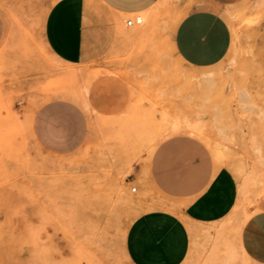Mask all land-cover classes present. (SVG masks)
Masks as SVG:
<instances>
[{
  "label": "rangeland",
  "instance_id": "obj_1",
  "mask_svg": "<svg viewBox=\"0 0 264 264\" xmlns=\"http://www.w3.org/2000/svg\"><path fill=\"white\" fill-rule=\"evenodd\" d=\"M56 1L0 0V264H139L129 234L160 208L189 235L174 264H264L243 245L246 221L264 213V0L216 6L232 41L207 68L176 57L169 31L201 0H156L121 16L84 0L85 21L101 19L78 64L53 58L43 40ZM135 16L141 23L126 25ZM52 98L76 102L87 119L68 154L43 150L31 133L34 111ZM178 133L197 136L215 171L235 178L236 202L218 221L185 219L148 179L151 152Z\"/></svg>",
  "mask_w": 264,
  "mask_h": 264
},
{
  "label": "crops",
  "instance_id": "obj_2",
  "mask_svg": "<svg viewBox=\"0 0 264 264\" xmlns=\"http://www.w3.org/2000/svg\"><path fill=\"white\" fill-rule=\"evenodd\" d=\"M96 1L116 16L142 13L157 3L156 0ZM235 1L201 0L196 8L181 14L169 26L175 56L193 68L212 67L222 61L229 51L232 35L216 6ZM100 19L93 16L85 21L84 0L54 2L42 27L50 55L69 64L82 62L95 39ZM87 131L86 116L72 100H46L36 108L31 119V133L36 143L54 154L76 150L84 142ZM147 170L148 179L160 195L183 205L185 219L215 222L224 218L236 202L234 176L226 169L215 171L206 144L193 135L178 133L161 140L151 152ZM187 238L181 219L160 208L149 211L134 224L129 234V248L139 264H174ZM243 245L254 258H264V213L246 221Z\"/></svg>",
  "mask_w": 264,
  "mask_h": 264
},
{
  "label": "bare ground",
  "instance_id": "obj_3",
  "mask_svg": "<svg viewBox=\"0 0 264 264\" xmlns=\"http://www.w3.org/2000/svg\"><path fill=\"white\" fill-rule=\"evenodd\" d=\"M187 123V122H186ZM183 124V123H182ZM184 124H185V122H184ZM191 124V123H190ZM190 124H188L187 123V127H190L191 125ZM190 125V126H189ZM182 127L184 126V125H181ZM185 126H186V124H185ZM184 126V127H185ZM183 127V128H184ZM199 127V126H198ZM197 127V128H198ZM181 128V127H180ZM201 128V127H200ZM197 130V129H196ZM201 130H203V129H201ZM200 130V131H201ZM196 132V131H195ZM158 133V132H157ZM187 133V132H186ZM193 133V132H192ZM202 133V132H201ZM185 134V133H184ZM191 134V133H190ZM197 134V133H196ZM203 134V133H202ZM191 135H193V134H191ZM201 135V134H200ZM205 135H206V133H205ZM202 136V135H201ZM197 137V136H196ZM203 137V136H202ZM206 137V136H205ZM203 140V139H202ZM204 141H205V139H204ZM207 142H210V139H207L206 140ZM208 145H209V143H208ZM130 189H131V191L134 189L135 191H136V187H134V186H130ZM123 193H124V198L126 199V201L127 202H129V203H131V209L130 210H134L135 208H136V202L134 201V197H132L126 190H123ZM189 231V230H188ZM197 231V230H196ZM190 232H192V231H190ZM195 233V232H194ZM197 233V232H196ZM198 235V234H197ZM200 235V234H199ZM195 237H196V239H197V237L198 236H196V235H194ZM201 236V235H200ZM210 236V235H209ZM200 238V237H199Z\"/></svg>",
  "mask_w": 264,
  "mask_h": 264
},
{
  "label": "built area",
  "instance_id": "obj_4",
  "mask_svg": "<svg viewBox=\"0 0 264 264\" xmlns=\"http://www.w3.org/2000/svg\"><path fill=\"white\" fill-rule=\"evenodd\" d=\"M126 25L131 26L133 24H140L141 18L140 16H135L133 19H127L125 20ZM132 191H135L134 189Z\"/></svg>",
  "mask_w": 264,
  "mask_h": 264
}]
</instances>
